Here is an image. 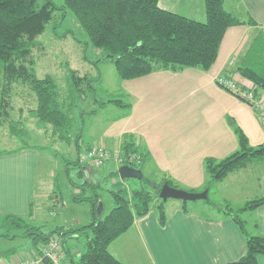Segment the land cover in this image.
<instances>
[{
    "label": "crops",
    "instance_id": "obj_1",
    "mask_svg": "<svg viewBox=\"0 0 264 264\" xmlns=\"http://www.w3.org/2000/svg\"><path fill=\"white\" fill-rule=\"evenodd\" d=\"M158 5L194 21H205L204 0H159ZM224 7L244 20L250 16L256 25L228 28L209 71L187 68L173 73L160 70L134 80H120V93L129 100V113L121 115L103 130L98 127L95 132L89 125L91 118L79 114L82 126L89 125L88 130L86 128L88 134L97 137L85 144L80 142V148L70 145L75 159L78 149L82 153L89 143L99 141L111 149H120L122 136L131 135L135 145L145 152L147 161H152L158 172L176 186L182 185V189L200 191L208 181L204 160H222L237 151L233 125L245 134L249 146L256 147L264 142L258 113L215 83L218 77L231 76L238 84L255 87L250 81L243 80L235 69L259 31L264 30V0H224ZM255 89L264 94L259 87ZM39 150L42 149L30 146L0 150V214L26 217L31 208L29 218H39L40 208L33 207L38 195ZM48 161L53 162L54 157ZM79 165L82 169L69 164L74 172H83L76 177L82 182L97 184L106 178L104 173L99 176L95 169ZM227 179L225 185L230 177ZM254 182V192L243 195L245 199L237 200L232 196V199L224 197L216 201L210 197L216 196L213 189L209 197L217 205L238 201L242 207L254 198H264V170ZM69 185L72 187L73 184L68 182ZM40 187L43 192L50 188ZM105 193H101L100 202ZM59 201L56 195L51 205L58 207ZM86 205L90 219L89 203ZM191 205H187L188 214H184L182 203L164 205V226L159 224L157 210L151 208L146 216L134 218L131 229L120 238L121 254L108 251L122 264H228L242 258L246 253V240L236 224L218 211V206L213 209L205 203ZM240 217L245 222L247 234L264 237V205L245 211ZM8 263L10 260L1 264ZM257 263L264 264V256H258Z\"/></svg>",
    "mask_w": 264,
    "mask_h": 264
},
{
    "label": "trees",
    "instance_id": "obj_2",
    "mask_svg": "<svg viewBox=\"0 0 264 264\" xmlns=\"http://www.w3.org/2000/svg\"><path fill=\"white\" fill-rule=\"evenodd\" d=\"M158 1L63 0V5L56 7L52 0H45L41 5L38 0H0V128L9 122L8 135L21 140L24 129L19 125H22V122L9 120L10 111L13 109L12 92L14 93L16 87L14 85L21 83L31 88L36 101L35 109H28L31 113L25 108L23 112L35 115L37 125L43 128L51 123L55 141L58 139L65 142L68 147L73 143L80 148V133L73 140L70 136L63 135L67 127L70 129L67 115L55 104L54 98L57 95L51 80L48 78L40 80L36 77L34 61L31 58L34 40L52 21L54 11L63 10L64 14L69 11L74 15L78 26L87 35L89 43L105 53V59L113 64L121 81L134 80L160 70L173 73L187 68L209 71L216 61L220 43L228 28L256 25L250 16L244 20L226 10L224 0H204V22L163 10L159 7ZM235 72L243 80L250 81L255 88L259 87L264 91V30L259 31L254 38ZM221 77L232 79L231 76ZM81 80L75 71H69L67 79L69 94L74 90L81 91L79 88ZM111 102L119 104L118 100ZM233 130L238 141L237 151L222 160L206 158L203 166L208 181L204 189L189 192H205L204 203L213 209L218 206V211L230 218L244 236L246 253L238 261L228 264H258L257 257L264 256V237L247 234L245 222L240 215L264 205V198H254L242 207L233 209L228 202L225 203V208H221L209 197L214 184L221 183L231 174L257 167L264 170V142L251 147L248 145L247 137L237 126L233 125ZM95 144L103 143L99 141L89 143L84 151ZM22 147L28 145L23 143ZM120 151L125 154L122 165L129 164L126 155L130 153L139 154L143 158L138 169L147 161V155L135 145L131 135L122 136ZM80 153L78 149L76 159L73 161V167L78 169H82L79 165L82 164L79 161ZM82 165L92 168L87 164ZM82 174V171H78L76 177ZM113 175V171L109 172L106 177L109 187H104L112 201V208L107 214H104L103 210L100 216L97 213V206L101 201L102 182L92 184L84 180L80 185L74 186L77 189L91 191L88 196L85 193L72 196L74 202L89 203L88 225L75 229L59 226L44 233L39 226L28 224L23 217L5 214L0 219V227L8 228L15 225L26 228L25 232L32 244L31 257L40 256L41 248L52 239H58L66 264H122L108 251L110 244L131 229L134 218L146 216L151 208L157 210L159 224L164 226L166 211L162 200L159 205L152 206L154 196L144 187L133 190L129 199L124 190H114L116 179L111 178ZM143 179L144 175L140 181ZM164 183L178 187L170 179L163 178L155 195L158 196ZM197 201H181L184 214L190 212L188 203L195 204ZM31 216L30 208L27 217ZM80 235L85 236V246L79 257L74 258L77 253L68 246V242L72 237Z\"/></svg>",
    "mask_w": 264,
    "mask_h": 264
},
{
    "label": "rangeland",
    "instance_id": "obj_3",
    "mask_svg": "<svg viewBox=\"0 0 264 264\" xmlns=\"http://www.w3.org/2000/svg\"><path fill=\"white\" fill-rule=\"evenodd\" d=\"M44 1L38 0L40 5ZM52 1L56 7L63 5V0ZM34 43L35 46L31 49V58L34 61L35 75L40 80L46 78L51 80L52 85H54L55 94L57 95L54 98L55 104L63 112L65 111L64 113L67 115L69 121L70 129L68 130L67 127L64 130V136H70L73 140L78 133H81L82 138L79 142L83 144L91 142L97 136H92L91 133L88 134L86 128L88 130L89 125L93 128L94 132L97 131L98 127L103 130L106 125L116 121L121 115L129 113V100L120 93V90H122L120 79L116 75L113 64L105 59L103 51L94 48L89 43L87 35L80 29L76 18L71 12L68 11L64 14L63 10L54 11L52 21L47 24L45 31L35 38ZM70 70L75 71L77 76L82 78V82L79 85L82 93L81 91L77 92L74 90V92L69 94L67 79ZM217 81L218 78H216L215 83L220 89L236 97L227 89L220 87ZM14 87V93L12 92L13 109L10 111L9 120L21 121L22 125H18L23 127L24 133L21 140L8 135L9 122L5 123L0 128V150L5 148L9 150L17 149L23 143L31 147H37V149H42L39 150L38 157L40 161L38 164V183L36 184V194L38 192V195L33 201V207L40 208L39 218L32 220L24 216V220L30 225L39 226L44 233H48L59 226L75 229L88 225L90 219L88 217L86 202L77 203L72 200V196L83 193L87 196L91 194L89 189L84 191L82 188L77 189L73 186L82 183L81 180L76 179L77 173L74 172L73 167L69 166V164L73 165V161L75 160L74 149H71L65 142H60L58 139L55 141L54 134L52 133L53 125L51 123H48L45 128L38 126L35 115L29 114L31 112L28 109H35L36 107V101L31 88L21 83L15 84ZM114 100L119 101V106L111 102ZM125 105L127 109L124 108ZM24 108L29 113L23 112L25 111ZM19 110L22 112L21 114ZM81 113L85 114L86 118H91L90 124L88 123L89 125L86 128L79 121V114ZM258 119L260 120L259 116ZM66 126L68 125L66 124ZM72 145L74 144L72 143ZM50 157H54L53 162L48 161ZM119 167L116 168V163L109 160L101 169H98L100 171H94H97L99 176L104 173L106 177L109 172L113 171L114 175L111 178L116 179L113 189L124 190L128 199L131 198L133 190L144 187L145 190L151 191L154 196L152 206H157L162 202L154 193L159 188L161 180L166 178V176L162 172L157 171L152 161H146L144 165L139 167L144 175L142 181L121 179L118 174ZM261 170L262 168L259 167L250 168L246 171L229 175L227 178L230 177V180L226 185L225 180H228L227 178L224 182L222 181L223 183L214 184L212 189L215 191L216 196L212 195L210 197H213L216 201L224 197L232 199V196H235L233 198L237 200L245 199L246 194L251 195L254 192L256 188L254 181ZM66 172H70V174H66ZM66 177L68 180H66ZM68 182L69 184H73L72 187L71 185L68 186ZM48 184L50 186H47ZM40 185L50 188H47V191L43 192L40 190ZM225 186L228 187L226 188ZM102 187L101 193L105 191L104 187H109L106 178L102 181ZM179 187L177 188H183L182 185ZM240 191L243 193H238ZM57 194L60 201L58 207H54L51 203ZM105 194L102 196V202L104 214H107L112 208V201L108 194ZM180 202V200L168 199L163 204L167 207L170 204H181ZM194 203L203 205L204 201L199 200ZM228 204L233 209H238L242 205H239L238 201L228 202ZM225 205V203H221L219 206L223 208ZM188 206H192L191 203H188ZM2 215L0 214V219ZM242 218L247 219V216H243ZM25 231L26 228L15 225L8 228L6 226L0 227V264L4 260H10L11 262L12 260H23L31 257L32 244ZM122 236L118 238L119 240L117 239L110 244L108 247L110 252L114 251L116 255L121 254L118 244L122 242L120 239ZM85 240V236L80 235L72 237L68 242V246L77 253V256L74 255V258L79 257L83 252Z\"/></svg>",
    "mask_w": 264,
    "mask_h": 264
},
{
    "label": "built area",
    "instance_id": "obj_4",
    "mask_svg": "<svg viewBox=\"0 0 264 264\" xmlns=\"http://www.w3.org/2000/svg\"><path fill=\"white\" fill-rule=\"evenodd\" d=\"M217 83L220 87L227 89L237 98L253 108L258 113L262 129L264 130V94H259L254 86H242L228 77H218ZM124 156L125 154H123L120 149L110 150L103 144H95L80 154L79 161L94 169H100L107 161L112 160L116 163L117 168L125 165L121 163ZM126 156V160L129 164L125 166L138 169L137 167L143 161V158L139 154L130 153ZM44 257L48 259V263L43 262ZM64 259L60 241L58 239H52L49 244L41 248L40 256L16 260L8 264H66Z\"/></svg>",
    "mask_w": 264,
    "mask_h": 264
},
{
    "label": "water",
    "instance_id": "obj_5",
    "mask_svg": "<svg viewBox=\"0 0 264 264\" xmlns=\"http://www.w3.org/2000/svg\"><path fill=\"white\" fill-rule=\"evenodd\" d=\"M118 174L121 179L141 180V178L143 177L142 171L140 169H136L125 165L118 168ZM158 197L163 202H166L168 199H175V200L187 202V201L203 200L206 198V193L189 192L183 189L171 187L167 183H164L158 193ZM102 212H103V205L102 202H99L97 206V213L100 216ZM43 262L48 263V259L44 257Z\"/></svg>",
    "mask_w": 264,
    "mask_h": 264
}]
</instances>
